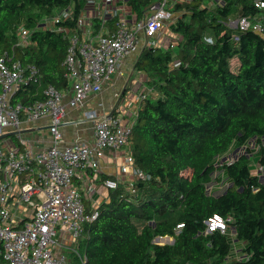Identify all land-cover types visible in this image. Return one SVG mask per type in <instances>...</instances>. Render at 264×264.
I'll use <instances>...</instances> for the list:
<instances>
[{
  "label": "trees",
  "instance_id": "trees-1",
  "mask_svg": "<svg viewBox=\"0 0 264 264\" xmlns=\"http://www.w3.org/2000/svg\"><path fill=\"white\" fill-rule=\"evenodd\" d=\"M162 1L127 5L141 20ZM85 3L0 0V59L28 29L31 43L18 49V59L40 70L43 87L69 89L68 39L41 26L72 4L77 19ZM172 4L180 14L172 25L175 47L145 50L134 66L146 75L147 94L129 151L146 178L109 193L80 254L88 264H264V174L253 175L256 165L264 168V0ZM245 18L262 32L234 26ZM42 98L41 88L30 86L14 103ZM246 148L231 163L229 156ZM226 180V191L215 195ZM215 216L232 220L226 234H207ZM166 237L175 244L155 243Z\"/></svg>",
  "mask_w": 264,
  "mask_h": 264
},
{
  "label": "built area",
  "instance_id": "built-area-1",
  "mask_svg": "<svg viewBox=\"0 0 264 264\" xmlns=\"http://www.w3.org/2000/svg\"><path fill=\"white\" fill-rule=\"evenodd\" d=\"M168 5L169 0H163L138 20L127 0H106L99 6L100 16L93 20L87 18L85 9L76 19L75 4L45 19L41 29L65 35L69 42L64 62L69 89L65 91L43 87L40 70L18 59V49L31 43L33 32L28 29L19 30L16 46L0 59V264H76L75 258L88 264L80 245L75 250L66 242L83 240L87 227L98 221L101 206H87L94 201L91 194L99 193L100 186L110 193L121 184L132 188L145 180L132 155L119 153L130 145L147 90L142 91L137 106L128 105L135 113L127 125V117L116 105L122 101L121 94H116L109 111L96 99L126 60L137 61L145 50L175 47L179 37L172 25L180 14L173 13L174 4ZM237 26L241 32H262L261 25L249 18ZM162 38L170 42L163 45ZM30 86L41 88L42 100L14 103ZM72 111H82L84 118H72ZM73 127L91 128L93 141L68 142L64 130ZM109 152H115L117 164L121 158L123 163L118 164L116 179L103 180L101 163ZM263 174L264 168L256 165L253 175ZM231 222L215 216L207 223V234H226Z\"/></svg>",
  "mask_w": 264,
  "mask_h": 264
},
{
  "label": "crops",
  "instance_id": "crops-1",
  "mask_svg": "<svg viewBox=\"0 0 264 264\" xmlns=\"http://www.w3.org/2000/svg\"><path fill=\"white\" fill-rule=\"evenodd\" d=\"M191 0H175L174 2H190ZM238 24V23H236ZM136 60L135 58L128 59L124 62L122 67L120 68V71L118 74L115 75V78L113 79L112 83L105 89L104 93L96 99L97 104L102 103L104 107L106 108L107 111L111 110L116 102L115 96L116 94H121L123 97H128L127 91L130 88V78H133V73H134V66H135ZM144 74H139L136 79L138 83L140 84L141 87V94L143 90H147L145 87V82L146 79L143 80ZM132 96V95H131ZM130 96V98H131ZM131 101V100H130ZM129 105V104H128ZM90 105L89 107H91ZM134 106H137L134 104ZM127 107V106H126ZM128 109V107H127ZM132 109V108H131ZM129 111L133 112V110L128 109ZM81 111H72L71 117L76 118L80 116ZM135 111L133 112V114ZM64 135L65 138L68 142H73L77 139L85 140L92 142L93 141V134H92V129L89 127H73V128H68L64 130ZM126 153H130L129 147L126 148L124 151L120 152L119 154L123 156ZM123 160V158L120 159L118 164ZM118 164L115 161V152H109L107 158H105L102 163H101V168H102V178L103 180H113L116 179L119 176V168ZM124 181H128L129 179L123 178ZM101 191V190H100ZM97 194H100L97 193ZM87 195V194H86ZM109 201V192H108V197L104 200V202L101 203V206L104 203H107ZM88 206V205H87ZM88 208H90L88 206Z\"/></svg>",
  "mask_w": 264,
  "mask_h": 264
},
{
  "label": "rangeland",
  "instance_id": "rangeland-1",
  "mask_svg": "<svg viewBox=\"0 0 264 264\" xmlns=\"http://www.w3.org/2000/svg\"><path fill=\"white\" fill-rule=\"evenodd\" d=\"M91 1L92 2L89 3V4L88 3H85V8H84L85 11H86V13H87V18L89 20H93V19H95V18H97V17L100 16L99 6L104 5L106 0H91ZM174 1L175 0H169V5H171L172 3H176ZM110 8L112 9L113 7L111 6ZM234 26H237V24L235 23ZM166 38H162V40H161V43L163 45L164 44L167 45L170 42V39H166ZM137 76H139V73L134 72L133 73V76H132L133 78H130L129 79V81H131V80L132 81L130 82V85H129L130 88H129V90L127 91L128 97H123L122 96V101L120 103L119 102H116V105H118V107L121 109L122 116H126L127 117V118L124 119V125H127L128 123H131V122L134 121L133 113L127 109L128 104L132 103V104L138 105L139 102H140L141 87H140V84L138 83V81L136 80L137 79L136 78ZM114 78H115V76L112 77V81H113ZM134 78H136V79H134ZM145 79L147 80L146 75L144 74L143 80H145ZM130 96H131V98H130ZM78 118H84V114H83L82 111L80 112V116ZM251 148H253V144L251 145ZM242 154H246V149L240 150L237 155H235V153L234 154L232 153L229 156V158L231 160L232 159L234 160L239 155H242ZM122 163H123V160H121L120 164H122ZM227 185H229V181L228 180H226V182L223 183V185L217 187V190L214 192V194L215 195H221L222 193H224L226 191L227 187H228ZM100 190H101L100 191V194H96V193H92L91 194V197L94 199V201L91 202V203H87V205L90 208L91 207L98 208L99 206H101V203L104 202V200L108 197V190L107 189H105L103 186H100ZM81 241H79V242L78 241H75V244H71V242H66V243L68 245H71L75 250H78ZM161 244H165V243L161 242Z\"/></svg>",
  "mask_w": 264,
  "mask_h": 264
},
{
  "label": "water",
  "instance_id": "water-1",
  "mask_svg": "<svg viewBox=\"0 0 264 264\" xmlns=\"http://www.w3.org/2000/svg\"><path fill=\"white\" fill-rule=\"evenodd\" d=\"M161 242L165 243V244H160ZM156 244L160 245V246H165V245H174L175 241L174 239L170 238V237H166V238H162V239H157L156 240Z\"/></svg>",
  "mask_w": 264,
  "mask_h": 264
}]
</instances>
